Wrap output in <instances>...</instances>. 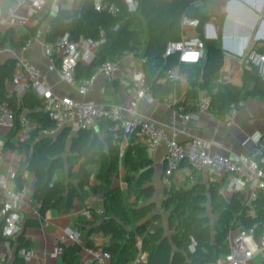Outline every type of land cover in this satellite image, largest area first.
<instances>
[{
    "label": "trees",
    "instance_id": "obj_1",
    "mask_svg": "<svg viewBox=\"0 0 264 264\" xmlns=\"http://www.w3.org/2000/svg\"><path fill=\"white\" fill-rule=\"evenodd\" d=\"M94 3L95 0H81L73 12L61 11L55 16L49 10L44 11L38 18L39 24L20 45L35 35L48 19L47 43L64 35L74 41H98L103 31L106 41L98 47L92 62L78 63V81H90L103 64L132 52L144 60L146 84L154 95L161 100L170 97L179 85L160 81L167 70L178 64V58H165L167 44L181 40L183 18L199 20L202 31L210 17L193 0H139L136 11H130L124 0H110L108 3L119 9L116 16L95 10ZM145 37H148L146 44ZM203 41L205 58L194 65L181 66L188 70L187 101L197 99L199 91L207 89L223 67L224 54L217 41L204 38ZM0 42L13 45L7 34L0 36ZM15 72L16 60L0 68V103L7 99L6 82L13 81ZM212 98L211 109L217 116H223L235 103L264 101V81L249 68L241 88L225 86L223 91L212 94ZM9 101L17 117L27 109L28 117L44 128H54L48 115L39 110L42 100L34 91L28 90L20 98ZM113 126L111 121H106L99 125L98 131L81 130L74 137L64 131L54 139L40 138L36 132L29 139L33 147L29 170L37 178L33 199L39 205L42 218L54 209L61 214L70 213L75 201L83 200L87 188L94 194L101 193L102 213L90 209L92 220L81 217L75 228L85 246L91 249L99 247L91 240L94 234L111 235L110 244L103 247L112 256L111 264H130L140 254L143 264H215L221 255L229 252V236L237 228L254 229L256 240L264 235V195L257 199L251 214L243 192L233 193L228 200L220 184H207L202 171L197 169L193 171V184L171 185L165 189L161 208L170 212L168 224L172 230L171 234L167 233L158 213L150 216L157 205L153 200L155 167L148 147L130 136L122 154L124 135L122 131L115 135ZM17 131L15 127L14 132ZM103 131L106 133L101 136ZM98 164L101 169L95 178L101 184L95 187L90 168ZM121 165L126 171L124 189L112 186ZM138 237L142 239L140 247ZM18 244L19 249L29 244L23 233L18 237ZM192 245L194 252L190 251ZM65 260L68 264H80L76 255ZM16 263L25 264L19 258Z\"/></svg>",
    "mask_w": 264,
    "mask_h": 264
},
{
    "label": "crops",
    "instance_id": "obj_2",
    "mask_svg": "<svg viewBox=\"0 0 264 264\" xmlns=\"http://www.w3.org/2000/svg\"><path fill=\"white\" fill-rule=\"evenodd\" d=\"M17 0H0V7L6 9L16 4ZM47 2L44 11H51L54 4L61 6L62 12L71 13L75 10L81 0H45ZM98 1V0H95ZM109 2L110 0H102ZM138 2L139 0H133ZM172 1V0H165ZM196 6L200 7L210 20L204 25L202 31L199 29L201 39L216 40L224 54V63L220 72L211 80L207 88L212 94L223 91L225 86L241 88L244 84V74L247 69L242 65L241 59L251 51L264 53V0H193ZM126 4V0H124ZM43 11V12H44ZM29 7L16 8L14 17L4 15L0 17V36L8 35L13 42L11 53L0 57V68L10 60H16L17 57L24 58L34 63L46 76L53 87L55 93L65 96H71L76 102L94 101L104 104L125 106L131 96L132 90L136 85V72H144V60L141 56H135L133 59H126L119 64V70L114 82H108L104 75L100 74L93 81V90L87 96L80 95L76 89L62 82L55 72L49 70V60L45 52V28L50 19L45 21L43 26L31 36V46L27 51L22 48L28 41L20 45V42L27 38L35 27L39 24V16H30ZM18 19H24L25 25L18 24ZM15 21V22H14ZM219 27L218 30L215 27ZM195 34L191 29L181 28L182 37L188 38ZM148 42L145 37L144 43ZM144 44V45H145ZM59 64L60 59L56 57ZM145 73V72H144ZM183 83L178 84L179 91L186 92L188 89V70L181 69ZM21 82H25L23 78ZM163 83V82H161ZM13 82H6V90H10ZM23 95V94H22ZM22 95L17 96L20 98ZM155 96V95H154ZM156 101L149 103L140 101L138 112L147 119H150L162 125L169 136H173V126L176 128V138L183 143L192 138H199L205 141L209 146L210 153L221 154L230 158L244 157L254 151H259L256 142L257 137L262 136L264 145V101L249 100L244 102L234 120V125L229 126L224 115L217 116L210 108L209 111H192V119L188 124L183 121V114L179 109L168 108L163 100L155 96ZM166 99V98H165ZM25 109L22 113H28ZM102 122H106L103 120ZM98 123L90 130L98 131ZM64 131L72 132L74 137L78 132H74L70 126L60 129L54 137H45L54 139ZM101 132V136L105 135ZM39 135V134H38ZM42 138L43 136H40ZM137 142L146 145L144 140L134 136ZM20 141L14 128L0 127V143L4 148L0 155V195L3 192L2 181L8 189L22 191V197L17 203V211L22 218V231L25 239L29 242L27 248L35 252L34 258L26 263L21 256L18 246V237L7 243L3 237V223L0 221V264H17L19 258L25 264H68L66 257L76 255L83 264L85 261L92 260V249L86 247L84 242L74 244L69 242L65 245V252L60 256L54 257L56 248L55 241L67 228H75V224L81 217H87L85 212L87 208L99 212L103 210V195L101 193H92L88 188L85 189L84 198L81 201L76 200L74 208L68 214H61L56 209L51 210L45 218L39 213V205L34 201L33 195L37 182L36 175L29 170L30 157L32 153V143ZM25 143V144H24ZM128 140L121 143V149L125 150ZM264 150V149H263ZM264 152V151H263ZM150 154L154 161L155 178L154 186L157 194V206H161L164 192L167 186L164 183L166 145L163 144L156 153ZM98 164L90 168L93 174L92 186H99L101 183L95 178L96 174L92 168L100 167ZM195 168L188 162L181 163L180 167L171 178V185L182 187L191 185L195 181L193 171ZM199 170V169H197ZM201 171V170H199ZM125 169L121 165L119 175L113 179L112 186L126 187L123 180ZM205 182L208 184L206 175L202 171ZM221 192L228 200L232 192L227 189V179L219 183ZM96 198H92V197ZM160 212V210H159ZM169 216V215H168ZM88 218V217H87ZM92 220V219H89ZM167 233H172L167 230ZM141 239V237H139ZM142 240V239H141ZM97 246V244H95ZM79 247V250H77ZM136 261L130 264H143ZM253 264H264V257L258 256Z\"/></svg>",
    "mask_w": 264,
    "mask_h": 264
},
{
    "label": "built area",
    "instance_id": "obj_3",
    "mask_svg": "<svg viewBox=\"0 0 264 264\" xmlns=\"http://www.w3.org/2000/svg\"><path fill=\"white\" fill-rule=\"evenodd\" d=\"M61 1L65 2L67 0ZM46 4L45 0H17L16 4L6 9L0 7V17L7 15L15 18V10L18 7H29L31 10L30 16L41 15ZM126 5L130 11H136L139 6L138 2L133 0H126ZM94 8L113 16L119 13V9L114 4L102 0L95 1ZM61 11L59 4L52 6L51 13L53 16ZM17 23L25 25L26 21L18 19ZM181 28L182 30L185 28L191 29L195 34L188 38L182 37L180 41H170L167 44L165 58L177 57L178 64L167 70L160 82L181 85L183 83L181 66L183 64L194 65L205 58L206 47L203 39L200 38L199 20L185 17L181 22ZM215 29L218 30L219 27L216 26ZM45 31H48V25ZM105 41V32L103 31L98 41L86 39L74 41L69 35L57 37L52 43L45 44L49 70L55 72L62 82L76 89L80 95L87 96L92 92L93 81L98 75L102 74L108 82H114L119 64L126 59L135 57L134 53L126 52L117 60L107 62L99 67L90 81H78V63L90 64L98 47L104 44ZM31 43V41H28L22 49L27 51ZM11 51L12 48L9 43L0 42V57L11 53ZM57 56L60 59L59 64L56 60ZM241 62L246 69L253 68L260 79L264 81V53L251 51L241 59ZM135 76L137 82L125 106L108 105L94 101L80 103L76 102L71 96H62L55 93L46 76L34 63L17 57L16 72L12 81L13 86L8 90L7 99L0 103V127L11 129L18 127L19 140L27 141L36 132L43 137H54L65 126H70L74 132H79L90 130L103 120L111 121L114 124L111 130L115 135L118 131H122L123 140L125 141L130 136L144 140L151 154L156 153L163 144L166 145L164 183L167 187L171 186V178L181 163L186 161L195 169L204 171L208 183H221L227 179V189L232 193L243 192L245 194V204L250 208L251 214H254L255 202L260 195H264V145L262 136L256 139L259 151L238 158L210 153L208 144L199 138H192L181 143L176 138L175 126L172 128L174 135L171 137L162 125L145 118L138 112L140 101L153 103L156 98L151 87L146 84L145 73L136 72ZM23 78L25 79L24 83L21 82ZM28 90L34 91L41 98L42 103L39 110L48 115L54 124L53 129L44 128L40 122L28 117L26 113H21L19 117L16 116L9 100L24 94ZM212 100V94L208 89H201L197 99L188 101L185 99V92L177 89L163 101L168 108L179 109L183 114L184 123L188 124L192 119L190 112L209 111ZM244 105V102L235 103L224 114L229 126L234 125L235 117ZM3 148L4 144L0 143V155ZM1 183L3 192L0 195V221L3 223V237L9 244L22 231V218L17 211V203L22 197V191L8 189L4 181ZM92 198L96 197L93 196ZM98 213L101 214L102 210ZM85 215L92 219L90 208H87ZM111 239V235H105L102 232L94 234L91 240L99 247L91 250L92 260L85 261L83 264H111V254L103 249L104 246L110 244ZM69 242L82 243L81 233L76 228H67L58 237L55 241L56 248L53 256L64 254V247ZM138 242L140 247L142 240L139 237ZM190 251H195L194 245L191 246ZM20 253L26 263L30 262L35 256V252L30 248H23ZM258 256L264 257V235L256 240L254 229L237 228L229 236V252L221 255L215 264H253ZM134 261L142 262V255L140 254Z\"/></svg>",
    "mask_w": 264,
    "mask_h": 264
},
{
    "label": "rangeland",
    "instance_id": "obj_4",
    "mask_svg": "<svg viewBox=\"0 0 264 264\" xmlns=\"http://www.w3.org/2000/svg\"><path fill=\"white\" fill-rule=\"evenodd\" d=\"M148 38V37H147ZM70 135H72V132H70ZM101 169V166L100 167H96V168H92L91 170H92V172L94 173V174H97V172L99 171ZM57 175L59 176V173L57 172ZM157 194H155V196H154V198H153V200H154V202L156 203V205H158L157 204V202L155 201V200H157ZM159 210H160V212H159ZM155 212H157L158 213V215L160 216V219H159V221L162 223V224H165L166 225V227H167V230L168 231H172L170 228H169V224H168V215L170 214V212L169 211H165V210H163L162 208H161V206H157L156 208H155V210L151 213V215L150 216H152ZM212 218H213V216H211ZM170 234V233H169Z\"/></svg>",
    "mask_w": 264,
    "mask_h": 264
}]
</instances>
